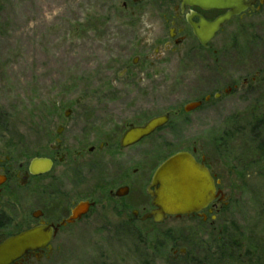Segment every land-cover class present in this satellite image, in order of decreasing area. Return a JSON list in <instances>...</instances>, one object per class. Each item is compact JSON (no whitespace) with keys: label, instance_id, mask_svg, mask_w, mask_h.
I'll return each mask as SVG.
<instances>
[{"label":"rangeland","instance_id":"rangeland-1","mask_svg":"<svg viewBox=\"0 0 264 264\" xmlns=\"http://www.w3.org/2000/svg\"><path fill=\"white\" fill-rule=\"evenodd\" d=\"M153 20L147 9L126 15L121 0H0V148L27 161L43 151L36 145L66 110L93 113L94 93L106 95L135 57L144 59ZM225 39L204 73L179 76L182 67L196 70L194 63H168L161 112L201 94L211 99L179 132L169 128L155 154L160 162L189 140L199 143L225 195L213 226L173 220L128 228L103 198L42 264H264V157L250 160L258 141L250 144L247 135L254 118L264 124V11L227 27ZM233 239L238 250L228 244Z\"/></svg>","mask_w":264,"mask_h":264},{"label":"flooded vegetation","instance_id":"flooded-vegetation-1","mask_svg":"<svg viewBox=\"0 0 264 264\" xmlns=\"http://www.w3.org/2000/svg\"><path fill=\"white\" fill-rule=\"evenodd\" d=\"M246 3L247 9L240 15L221 21L227 11L203 9L184 0H121V9L130 17L145 9L153 15V38L145 46L144 59L140 62L135 57L117 76L118 80L111 81L106 95L102 89L94 93L93 113L71 114L66 110L62 119H55L52 127L45 130L43 143L36 145V149H43L41 153L32 152L27 161L18 162L0 148V244L32 230L50 232L49 241L42 249L28 251L12 264H42L53 260L56 248L65 244L61 240L65 233L89 220L103 198L115 205L128 228L137 223H151L147 227L156 228L173 220H189L201 229L213 226V215L220 213L225 195L208 159L199 156L200 146L194 139L172 155L189 153L209 172L220 194L199 212L155 221L156 208L148 189L156 169L172 156L158 162L155 154L166 144L169 128L179 132L188 125V116L205 110L211 99L209 95L202 98L204 94H201L183 106L161 112L162 78L172 61L182 66L190 62L196 67V70L186 67L176 70L179 76L206 72L210 58L220 54V49L215 47L226 43V28L264 11V0H246ZM153 68L156 72L152 74ZM227 93L228 90L223 92ZM219 97L220 93L213 96ZM189 105L195 107L186 112ZM162 117L167 118L166 123L156 125L148 135L124 140L128 132L143 129ZM33 161L45 162L41 172L31 167ZM83 204L88 206L87 210L80 208ZM74 211L77 215L71 219Z\"/></svg>","mask_w":264,"mask_h":264},{"label":"water","instance_id":"water-1","mask_svg":"<svg viewBox=\"0 0 264 264\" xmlns=\"http://www.w3.org/2000/svg\"><path fill=\"white\" fill-rule=\"evenodd\" d=\"M184 1L207 10L227 11L221 21H228L247 9L246 0ZM197 37L202 39L201 35ZM194 107L195 105L186 106L185 111L188 112ZM166 121V117L154 120L143 129L128 132L124 140L130 137H144L156 125H163ZM44 165L43 161H33L31 167H34L35 172L38 173ZM148 194L152 198V205L156 208L155 221H160L166 216H181L199 212L214 202L220 191H216L214 181L206 169L199 166L189 153L180 152L169 157L156 169ZM80 208L87 210L88 206L83 204ZM76 215L77 211H74L71 219H74ZM49 238V231L32 230L6 240L0 244V264H12L26 252L42 249Z\"/></svg>","mask_w":264,"mask_h":264},{"label":"trees","instance_id":"trees-1","mask_svg":"<svg viewBox=\"0 0 264 264\" xmlns=\"http://www.w3.org/2000/svg\"><path fill=\"white\" fill-rule=\"evenodd\" d=\"M258 120H259V117L258 118H254V120L251 121V124L249 125V127H251L250 130L247 131V135L249 137L250 144H254V143H256L258 141V143L256 145V150L257 151L256 152L253 151V154L250 156V158H251L250 160L255 159V158L264 157V139L261 138V136H260V134H261L260 132H262L263 129H264V124L262 123V121H258ZM250 133H252V135H249ZM257 133H258V135H257ZM225 136H228V134H226ZM257 139H259V140H257ZM224 140H225L226 144H229L227 138L224 139ZM224 140L219 141V143L223 144V146H224V143H223ZM221 241H222L221 242L222 245H225L224 244L225 242L223 241V238H221ZM231 242H232L231 244L228 243L229 245H231V248L233 250L234 249L238 250V248H239L238 240L237 239L236 240L233 239Z\"/></svg>","mask_w":264,"mask_h":264}]
</instances>
